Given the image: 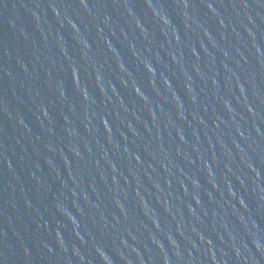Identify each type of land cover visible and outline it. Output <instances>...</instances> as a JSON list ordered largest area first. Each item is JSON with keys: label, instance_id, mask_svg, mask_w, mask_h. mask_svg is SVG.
Returning a JSON list of instances; mask_svg holds the SVG:
<instances>
[{"label": "water", "instance_id": "95a60500", "mask_svg": "<svg viewBox=\"0 0 264 264\" xmlns=\"http://www.w3.org/2000/svg\"><path fill=\"white\" fill-rule=\"evenodd\" d=\"M41 264H264V0H79Z\"/></svg>", "mask_w": 264, "mask_h": 264}]
</instances>
